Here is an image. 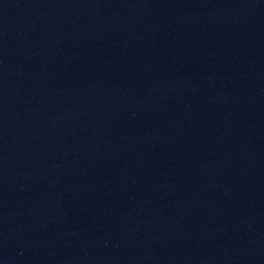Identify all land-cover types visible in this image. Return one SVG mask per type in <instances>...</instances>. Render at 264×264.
I'll return each instance as SVG.
<instances>
[{
    "label": "water",
    "instance_id": "1",
    "mask_svg": "<svg viewBox=\"0 0 264 264\" xmlns=\"http://www.w3.org/2000/svg\"><path fill=\"white\" fill-rule=\"evenodd\" d=\"M0 264H264V0H0Z\"/></svg>",
    "mask_w": 264,
    "mask_h": 264
}]
</instances>
